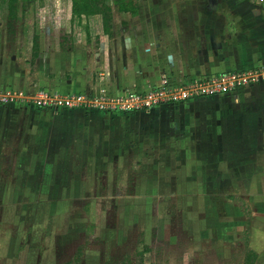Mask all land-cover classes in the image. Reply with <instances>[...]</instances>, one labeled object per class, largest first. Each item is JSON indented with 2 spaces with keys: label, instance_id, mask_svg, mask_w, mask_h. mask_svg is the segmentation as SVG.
Here are the masks:
<instances>
[{
  "label": "rangeland",
  "instance_id": "1",
  "mask_svg": "<svg viewBox=\"0 0 264 264\" xmlns=\"http://www.w3.org/2000/svg\"><path fill=\"white\" fill-rule=\"evenodd\" d=\"M134 1L137 13L115 12L102 41L90 30L87 38L84 29L60 28L55 0L25 6L12 35L2 4L0 87L24 99L10 114L0 111V264H242L247 257L252 222L264 219L257 194L264 182L251 181L256 166L225 162V120L215 102L228 97L203 103L198 135L169 121L184 105L85 117L26 111L40 90L120 96L160 85L163 77L150 83L142 69L130 77L125 62L134 49L118 58L128 34L147 29L145 0ZM36 36L44 56L33 65ZM100 45L108 49L104 69L68 64V54ZM170 73L172 81L183 77Z\"/></svg>",
  "mask_w": 264,
  "mask_h": 264
},
{
  "label": "crops",
  "instance_id": "2",
  "mask_svg": "<svg viewBox=\"0 0 264 264\" xmlns=\"http://www.w3.org/2000/svg\"><path fill=\"white\" fill-rule=\"evenodd\" d=\"M54 6L60 28L70 27V31L72 28H81L85 34L90 30L93 38L105 40L106 33L100 16L82 20L75 18L72 24L68 0H60L59 5L55 0ZM139 6L145 7L140 13L146 12L148 18L145 34L141 36L128 34V37L126 35L130 43L126 40L125 46L121 43L118 49L119 60L123 48H126L130 55L129 50H135L132 53L137 55L134 56L135 59L132 57L125 62L126 71L134 69L130 75L132 79L138 78L136 71L139 69L145 70L143 74L147 75L146 80L152 83L151 81L158 76L162 78L166 74L172 75L170 72L183 76L177 80L180 81L194 79L197 76H217L244 71L264 65V9L250 0H145L144 4ZM113 11L114 17L118 11L115 7ZM135 17L138 18L139 14ZM100 28L103 30L102 33ZM90 35L87 33V38ZM89 48H81L77 53L68 54L72 55L67 57L70 59L68 64L75 66L74 64L83 63L95 69L107 67L108 49L101 45L99 48L92 46ZM53 52L57 54V49L53 48ZM42 54L44 53L40 51L36 62H32L33 65L38 63L39 58L42 59L44 56ZM46 60L48 61V58ZM74 84L84 86L80 82ZM225 97L228 98L215 102L220 104L218 107L223 108L218 115L225 120L223 123L227 134L225 162L228 164L229 161L238 160L240 166H256V173L253 174L251 181L264 182V169L261 168H264V83L243 89L235 97L232 95ZM206 101L208 99L180 104L185 107L173 111L169 121H176L178 130L198 135L201 121L205 117L198 118L197 112L204 111L203 103ZM161 109L163 112L164 107ZM12 110V104H0L2 112L10 114ZM40 110L29 106L26 111L31 113ZM48 113L55 117L81 113L80 116L85 117L93 111L77 109L54 113L48 110ZM236 148L241 149V153H234ZM260 190L257 189L258 196L264 197ZM0 227L3 229V224H0ZM2 237L0 234V238ZM249 249L257 255L255 264H264V219L252 222ZM245 260L246 258L242 264H245ZM216 261L217 264L220 263L217 259Z\"/></svg>",
  "mask_w": 264,
  "mask_h": 264
},
{
  "label": "built area",
  "instance_id": "3",
  "mask_svg": "<svg viewBox=\"0 0 264 264\" xmlns=\"http://www.w3.org/2000/svg\"><path fill=\"white\" fill-rule=\"evenodd\" d=\"M250 1L264 9V0ZM262 83H264V65L201 79L172 81L170 77L164 76L158 87H151L142 93L131 92L120 96H112L106 89L91 96L40 90L28 99V105L54 113L77 109L97 110L104 113H134L167 105H180L217 95H235L243 89ZM23 99L22 92H3L0 89V104L8 105Z\"/></svg>",
  "mask_w": 264,
  "mask_h": 264
},
{
  "label": "trees",
  "instance_id": "4",
  "mask_svg": "<svg viewBox=\"0 0 264 264\" xmlns=\"http://www.w3.org/2000/svg\"><path fill=\"white\" fill-rule=\"evenodd\" d=\"M58 5L60 4V0ZM68 0L69 17L73 24L75 18L80 20L100 16L102 18L104 32L110 34L113 20V6L120 13H137V4L134 0ZM37 0H0V14L2 4L6 7L7 18L9 21L10 33L16 35L17 24L25 15V6L33 5ZM40 45L39 37H34L32 62L35 63L39 57ZM257 255L253 251H248L245 264H255Z\"/></svg>",
  "mask_w": 264,
  "mask_h": 264
}]
</instances>
